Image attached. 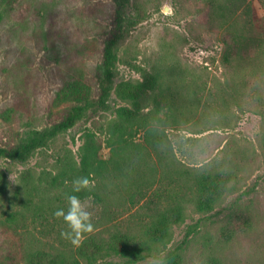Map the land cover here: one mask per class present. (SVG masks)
<instances>
[{"label":"rangeland","instance_id":"obj_1","mask_svg":"<svg viewBox=\"0 0 264 264\" xmlns=\"http://www.w3.org/2000/svg\"><path fill=\"white\" fill-rule=\"evenodd\" d=\"M231 11L229 21L209 23L201 0H24L17 12L0 4V143L50 128L85 100L95 104L30 159L0 157V259L25 248L76 250L53 212L67 206L68 171L76 177L81 146L93 138L106 166L114 133L115 141L135 144L164 136L183 171L176 184L175 168H158L150 208L131 204L123 183L106 170L83 175L91 181L87 190L102 196L100 204L116 209L117 228L140 237L151 207H160L156 194L168 204L165 192L176 187L191 200L199 194L197 180L213 177L222 184L214 209L202 213L188 204L186 220L171 224L170 248L184 245L180 264H211L214 256L221 264H264V0H240ZM230 23L247 41L233 68L222 62ZM116 35L113 76L104 83V52ZM256 67L260 74L252 76ZM104 84L110 91L99 104ZM132 95L141 112L127 120L125 108L137 107ZM158 101L160 115L170 114L160 126L147 115ZM131 152L139 163L149 149ZM92 197L82 198L87 211L101 207ZM92 223L89 234L108 243L113 220L105 215ZM190 225L198 228L187 238ZM96 264L166 263L153 257L128 263L111 254Z\"/></svg>","mask_w":264,"mask_h":264},{"label":"trees","instance_id":"obj_2","mask_svg":"<svg viewBox=\"0 0 264 264\" xmlns=\"http://www.w3.org/2000/svg\"><path fill=\"white\" fill-rule=\"evenodd\" d=\"M24 0H0V4L5 10L22 11ZM208 7V21L213 23L217 18H221L222 22L229 21L231 17L232 6L240 0H201ZM118 12V24L122 15ZM3 16V14H0ZM1 18V17H0ZM228 25V30L225 34L226 48L222 55V62L229 68L235 67L237 62L245 56L244 48L247 43L244 34L234 32ZM118 36H114L105 48L104 55V83H110L113 76V66L115 55L112 51V46ZM247 53V50H246ZM261 70V69H260ZM259 67L253 69L252 76L260 74ZM264 71V70H263ZM264 73V72H263ZM250 76V73L248 74ZM157 82V81H155ZM154 82V83H155ZM156 84V83H155ZM244 86V84H242ZM110 87L104 84L102 87L101 96L98 100L99 104H104L106 97L109 95ZM130 99L133 101L134 107L130 109L125 108L127 120L134 118L137 113L141 112L138 96L132 95ZM157 102V101H156ZM94 101L85 100L83 103L73 106L66 116H64L58 123L52 125L50 128L33 129L26 139H19L15 142L0 143V157L8 158L10 160L26 161L30 159L37 150L42 149L48 145L50 141L55 139L59 134L69 130L78 120L84 117L85 111L93 107ZM160 103L156 108H152L147 112L156 122L157 125H162L169 120V111L165 112L164 116L160 115ZM130 111V112H129ZM124 123H120L119 128L123 127ZM92 137V135H90ZM112 138L111 155L105 161L106 166L102 164L103 160L97 157L98 144L93 138L90 142H86L81 146L80 166L74 169L76 177L83 175H92L106 170L110 175L118 178L124 185V197L128 199L131 204H137L144 201L142 205L148 204L153 200L156 193L157 177L156 172L158 168L166 170L169 167L175 168L174 174L170 175L172 181L176 184L180 183L179 178L182 175V170L178 168L175 161H178V155L174 143L166 142L164 136H159L154 139L146 137L142 143H132L127 139L120 138L115 141L114 133L110 136ZM135 147L139 149V153L144 147L149 149V153L140 155V157H147L136 163L132 157L131 150ZM176 148V149H175ZM148 157H152V165H149ZM179 163L182 161L179 159ZM181 164H179L181 166ZM162 170L163 174H165ZM70 173V174H69ZM169 173V172H168ZM68 174L74 178L72 171ZM169 180L168 174H166ZM179 182V183H177ZM199 194H195L193 199L186 198V194L178 191L176 187L169 189L167 196L166 188L164 190L165 201L168 204H161L163 198L156 194L159 199L160 207L154 206L150 214V220L141 228V236L137 237L130 234L126 230L117 228L116 209L103 206L100 202L103 200L102 196L95 191L84 190L77 194H84L81 198L93 196V201L96 205H100L99 209L90 210L92 213L96 211V215H92L93 220H99L106 215L109 221L113 220L112 229H115L111 234L110 241L103 244L102 241L94 240L96 233H88L78 244L75 251L56 250L47 252L40 248L23 249L18 253H10L4 259H0V264H82V260H86V264H96L99 259L105 255L116 254L125 257L128 263H136L148 257H153L166 264H180L181 252L184 245H177L170 248L172 240L171 224L182 223L188 217V204L193 203L194 209L198 212L208 213L214 209L218 198L221 195L222 184L215 182L213 177L207 179L200 178L197 180ZM224 186V185H223ZM181 188L180 186H177ZM4 190V185L0 184V194ZM150 208V205L148 206ZM246 221H250L246 215ZM252 226L249 224L248 229ZM197 225H190L186 237L188 238L197 230ZM211 264H221L217 257H212Z\"/></svg>","mask_w":264,"mask_h":264},{"label":"clouds","instance_id":"obj_3","mask_svg":"<svg viewBox=\"0 0 264 264\" xmlns=\"http://www.w3.org/2000/svg\"><path fill=\"white\" fill-rule=\"evenodd\" d=\"M71 191L65 194L67 206L59 207L54 210L53 216L62 218L66 228L61 231V235L78 245L85 233L93 231L91 211H87L86 204L82 198L77 195L91 186L88 176H78L71 181Z\"/></svg>","mask_w":264,"mask_h":264},{"label":"water","instance_id":"obj_4","mask_svg":"<svg viewBox=\"0 0 264 264\" xmlns=\"http://www.w3.org/2000/svg\"><path fill=\"white\" fill-rule=\"evenodd\" d=\"M168 10V8H166Z\"/></svg>","mask_w":264,"mask_h":264}]
</instances>
